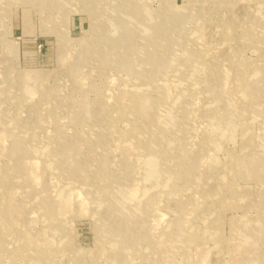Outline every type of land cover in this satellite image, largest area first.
Returning <instances> with one entry per match:
<instances>
[{
  "label": "rangeland",
  "instance_id": "rangeland-1",
  "mask_svg": "<svg viewBox=\"0 0 264 264\" xmlns=\"http://www.w3.org/2000/svg\"><path fill=\"white\" fill-rule=\"evenodd\" d=\"M116 1V6L122 2L0 0V191L2 187V194L10 197L13 226L28 232L31 240L27 247H20L7 233L8 220H1L0 264H11L9 257L15 264H252L256 256L264 261V88L253 86L256 76L264 75V32L260 29H264V0H196L185 7L184 0H129L131 6L140 8L135 17L141 16V25L152 24L151 17L161 21L162 37H151V49L143 46L146 40L138 28L133 38L110 42L120 34L112 30L120 16L113 11ZM86 4L88 9H84ZM174 7L185 10L186 16L177 19L179 15L171 12ZM131 24L137 25L126 22ZM250 29L261 33L251 34ZM84 39L88 43L82 48ZM27 72L30 76L21 81ZM212 77L217 88L209 92L206 79ZM246 78L248 87L242 85ZM190 79L197 84L187 87L184 80ZM183 86L185 95L195 98L181 111L194 116L202 112V117L190 135H182L170 150L198 153L192 172L197 187L190 188L187 179L182 183L186 188L168 195L164 184L144 173L143 142L151 138L163 145L175 126L160 133L152 128L144 135L142 112L135 111L132 121L123 120L117 96L119 91H134L156 111L155 119L162 121L165 115L171 116L170 102L176 101ZM215 110L220 117L232 116V124L223 129L211 124L208 114ZM26 127H33L34 133L24 134ZM101 129L102 134L111 133L105 136L104 146L93 145ZM204 133L221 141L206 148L201 142ZM15 140L24 143L26 160L12 152ZM51 148L57 155L64 154L59 167L51 165L49 158L42 159ZM254 158H258L257 165ZM67 159L82 164L88 178L84 183L70 179ZM124 159H134L133 166L126 169ZM243 160L253 164L255 171L248 174ZM23 161L37 168L34 187H25L15 174ZM104 163L114 170L111 184L105 186L100 174ZM167 164L178 178L179 165L170 159L162 163ZM117 193L128 201L112 212L115 222L105 211V207H115L114 200L107 203L104 198ZM147 197L149 209L141 207ZM210 199L216 200L215 208ZM4 206L0 202V215ZM187 211L180 235L174 234L172 222ZM121 221L122 227L118 226ZM208 224L218 225L216 235L204 229ZM260 224L250 249L242 244L245 234L240 229ZM110 228L115 231L106 234ZM185 232L194 235L191 242L185 250L182 246L170 252L167 235L173 233L183 240ZM127 233L138 235L133 236L135 248L123 241Z\"/></svg>",
  "mask_w": 264,
  "mask_h": 264
},
{
  "label": "bare ground",
  "instance_id": "bare-ground-1",
  "mask_svg": "<svg viewBox=\"0 0 264 264\" xmlns=\"http://www.w3.org/2000/svg\"><path fill=\"white\" fill-rule=\"evenodd\" d=\"M101 1V0H100ZM115 1V0H114ZM196 0H184L183 3H182V6L185 7L187 5H191L193 2L195 3ZM212 2H215V3H220L224 0H210ZM209 1V3H210ZM238 1V0H237ZM92 2V1H91ZM118 1H116V3L114 2V8H113V11H114V14L115 16H118L120 15L121 18H118L120 16H118L115 21L113 22V29L114 30V33H120L119 35L116 34V35H113L111 38H110V42L111 41H116V42H119V41H127L128 39L130 38H133L132 36H135L137 35L138 33L140 34L141 36V39L142 40H146V45H143L144 47H150L151 46V37H155L156 40L159 38L162 37V33L160 32V22L159 20L155 21L153 17H151L152 15H154V13L152 12V10L150 11L148 8H143L144 10H147L148 13L151 14V18H152V21L153 23L152 24H146V25H141L140 24V19L139 17H141L139 15V17L136 19V15L137 14H140V8L137 7L135 8L134 6H131L133 4V2H129V0H122V2H119L118 6H116L115 4H117ZM234 2V1H233ZM193 3V4H194ZM203 3V2H201ZM94 4V2H93ZM138 4V3H137ZM87 6L84 8V9H88V4H86ZM141 6V5H140ZM142 7V6H141ZM215 7V6H214ZM262 7V6H261ZM260 7V8H261ZM220 9V8H219ZM258 10V9H257ZM260 10V9H259ZM174 14H175V17L176 15H179L178 17H176L177 19H182L183 16H186L185 14H182L184 12H186L185 10L183 9H175V7L172 9V11ZM256 12V11H255ZM258 12V11H257ZM131 15L132 17L134 16L135 19H132V20H129V16H125V15ZM145 16V15H144ZM156 16V15H154ZM242 17V16H241ZM251 17V16H250ZM168 19V18H167ZM253 19V18H252ZM256 19V18H255ZM139 20V22H134V21H137ZM254 20V19H253ZM148 21V18L147 20ZM145 21V22H146ZM170 21V20H169ZM255 21V20H254ZM126 22H133L134 24H137V25H126ZM163 23V22H162ZM153 25V26H152ZM162 25V24H161ZM248 25V24H247ZM168 26V25H167ZM244 26V25H243ZM150 27H154L153 30H151ZM116 28H117V31H116ZM139 29L138 33H136V29ZM223 28V27H222ZM230 28V27H229ZM253 28V27H252ZM261 30H263L264 32V29L260 28ZM260 29H250L248 31H250L251 34H256L257 32L261 33V30ZM150 30V31H149ZM220 30V29H219ZM245 30V28H244ZM256 30V31H255ZM135 32V34L133 33ZM225 32H226V29H225ZM232 33V32H231ZM248 33V34H250ZM144 34H146V36H144ZM264 34V33H263ZM122 35V36H121ZM223 35V34H222ZM197 37V36H196ZM108 38V37H107ZM263 38V36H262ZM224 39V38H223ZM222 39V40H223ZM233 39V38H232ZM155 41V39H154ZM108 42V43H110ZM87 43H88V39L87 40H83L81 44V47L82 48H85L87 46ZM107 43V44H108ZM144 43V42H143ZM124 44V43H123ZM138 44V43H137ZM225 44V43H224ZM237 44V43H236ZM119 45V44H118ZM125 45V44H124ZM221 45V44H220ZM123 46V45H122ZM154 46V44H153ZM124 47V46H123ZM239 47V46H238ZM81 48V49H82ZM140 49V48H139ZM151 49V47H150ZM161 49V48H160ZM104 50V49H103ZM103 50L100 51V53L104 54V52H102ZM141 51V50H140ZM85 52V51H84ZM117 52V51H116ZM148 52V51H147ZM231 55V54H230ZM229 55V56H230ZM141 56V55H140ZM149 59H152V55L150 53V55H148ZM121 58V57H120ZM105 59V58H104ZM188 59V58H187ZM185 58L184 61L187 60ZM84 60V59H83ZM116 60V59H115ZM126 60V59H125ZM76 61V60H75ZM119 61V60H118ZM124 61V60H123ZM80 62V61H79ZM144 63V62H143ZM121 64V63H120ZM123 64V63H122ZM77 65V64H76ZM116 65V64H115ZM124 65V64H123ZM117 67V66H116ZM128 72V71H127ZM27 75H24L21 79V81H26V79H28V77L30 76V74L27 72L26 73ZM162 74V73H160ZM208 74V73H207ZM133 75V74H132ZM144 75V74H143ZM142 75V76H143ZM19 76V75H18ZM257 78V82L256 83H253L254 87L256 88H264V75L262 74H259L256 76ZM145 79V78H144ZM249 78H246L245 80L242 81V85L243 86H249ZM211 80L210 84H209V81ZM207 78L206 79V82H207V87H208V90L209 92H211L214 88H217L216 87V81L213 79H210ZM74 81V80H73ZM22 83V82H21ZM184 83L187 87H191V86H194L195 84H197V81L195 80H188V81H185L184 80ZM259 83V85H258ZM52 85V84H51ZM162 88V91L165 92V88L164 87H161ZM255 88V89H256ZM186 88H184V86L182 87V89L180 90V93H179V97H177L176 101L173 99V101L170 102V106L168 108V111L172 109V114L171 116L169 117V114L168 115H165V117L163 118L162 121H157V119H155V115L154 113H156V111H153L151 110L150 106H147L146 103L148 102L147 100H145L144 98H138L136 93L134 91H131L129 90L130 93H125L124 91H119V94H118V98H117V102H119V106H117L118 108V111L119 114L123 111L122 114H124V116L122 117L123 120H128V121H132L133 118H134V115H135V111L137 112H142L143 114V120H142V123H143V130H142V133L144 134L145 132L147 131H150V129L154 128V131L156 133H160V132H163L165 129H167L168 126L170 125H174L175 126V129L172 130L173 133L171 134L172 136L170 137V139L164 143L163 145H157L155 144L154 140L153 139H145L143 144V149L144 151H146V157L144 158L143 160V163H144V173L147 177H152L154 176V178L156 179V181L159 183L161 182L162 184L160 185H163L164 184V188H165V191L168 193V195L170 194H173V195H176L181 188H186L184 186V181L189 179V186L190 188H195L197 187V183L194 184L196 181L194 180V177L192 175V172H193V167L194 165L196 164V157L198 155V153H196V155L190 153V154H185L181 149L178 150V152L176 153H172V150L171 149V146L174 144L175 146V142H177V140L179 139H182V135H186V133H189L190 135V132H192L194 129H195V125L198 123L199 119L202 117V112H200L198 115L196 114L195 116L192 115L190 113V111L188 110H185L184 112L181 111V109L184 108V105L185 104H188V103H194V98L192 99L191 97H188L185 95V90ZM190 90V89H189ZM65 95V94H63ZM67 95V94H66ZM68 96V95H67ZM64 97V96H63ZM55 98V97H54ZM60 98V97H59ZM164 96H160L157 98V100L155 101L156 104L160 103L161 100H163ZM247 99V98H246ZM56 100V99H55ZM54 100V101H55ZM113 105V104H112ZM114 106V105H113ZM75 107V106H74ZM115 107V106H114ZM72 110V109H71ZM77 110V109H76ZM88 110V109H87ZM206 112V111H205ZM204 112V113H205ZM78 113V112H77ZM209 113V112H208ZM30 114V113H29ZM120 114V115H122ZM162 114V113H161ZM206 114V113H205ZM204 114V115H205ZM160 115V114H159ZM231 115V114H230ZM233 115V114H232ZM111 116V115H110ZM119 116V115H118ZM117 116V117H118ZM207 116V115H206ZM209 118H210V122L211 124H214L216 127H220V128H225V127H228L230 124H232L233 122V117L231 116L228 117L226 116L227 118L224 117H220L218 112H216V110L213 112L212 115L208 114ZM20 117V116H19ZM112 117V116H111ZM120 117V116H119ZM82 118V117H81ZM77 119V118H76ZM195 119V121H194ZM227 119V120H226ZM88 120V119H87ZM117 120V119H116ZM236 121V120H235ZM11 122V120L9 121ZM204 122V121H203ZM32 123H33V120H32ZM81 124V123H80ZM33 125V124H31ZM104 125V124H103ZM38 126V125H37ZM97 127H100L102 128V126H97ZM106 127V126H105ZM28 128V130H24V134L27 133L29 134V132H33L32 130L33 127H26ZM39 128V127H38ZM107 128V127H106ZM112 128V127H111ZM213 128V127H212ZM23 129V128H22ZM35 129H36V126H35ZM42 130V129H41ZM103 129L99 130L97 132V135L99 136V139L97 140L96 143H93V145H99V146H104V138L105 136H107L109 133H111L110 131L106 130L103 132L102 134V131ZM187 130V131H186ZM216 130V129H215ZM23 131V130H22ZM186 131V132H185ZM206 131V130H205ZM128 132V131H127ZM185 132V133H184ZM196 131H194V134H195ZM23 133V132H22ZM34 133V132H33ZM139 134V132H137ZM226 133V132H225ZM249 133V132H248ZM46 135V134H45ZM145 135V134H144ZM143 135V136H144ZM22 136V135H21ZM133 136V135H132ZM42 137V136H41ZM130 138V137H129ZM212 134H203L201 136V142L206 145L207 147L206 148H211V146H214V144L217 145L218 142H220L221 140L220 139H217V141H215V139H212ZM32 140V139H31ZM131 140V139H130ZM180 141V140H179ZM178 143V142H177ZM181 143V142H180ZM12 147L14 148V151L12 150V152L16 155H18L17 157H21V159L23 160H26L27 159V154L25 152L22 151V144L24 146V143L20 142L19 140H15L13 141L12 143ZM182 144V143H181ZM249 145V144H248ZM60 146V145H59ZM89 146V145H88ZM134 147V146H133ZM137 148V147H136ZM60 149V148H59ZM66 149V148H65ZM88 150V149H87ZM8 151V150H7ZM9 152V151H8ZM45 154H43V158H49V162L51 165L55 166L57 165V167H59V164H60V160H63L65 157H64V154L61 155H57L53 152L52 148L51 149H48V151L46 150V152H44ZM60 154V153H59ZM252 154V153H251ZM56 156V159L53 157ZM85 156V155H84ZM167 159H170L172 161V163L174 162L176 165L178 164L180 169H181V174L179 175V177L177 178L176 177V173L174 172L173 168L170 166V165H165L163 166L162 163L164 164V161H166ZM102 163L105 162V156L102 157L101 159ZM253 160H255V164L257 165V162H258V158H254ZM124 162L123 163H126L125 166H126V169H128L129 167L133 166V161L134 159H124L123 160ZM100 162V163H101ZM101 163V164H102ZM70 172H69V176H70V179H80V182L84 183L87 178V174L85 173V169L84 167L82 166V164L79 163V161H72L70 159H67L66 163ZM22 167H19L17 169V172H15V174H17L19 176V178L21 179L22 183L24 184L25 187L29 188V187H34L33 185H35V183H37L38 181V172H37V168L34 166V165H28L27 164V161H23L22 162ZM52 166V167H53ZM248 166V168H247ZM253 166V164L250 166L248 165V162L247 160H243V167L245 170H247L248 174H250L251 172H253V168H251ZM56 167V166H55ZM108 167V168H107ZM114 167V166H113ZM54 168V167H53ZM251 168V170H250ZM55 169V168H54ZM3 170V169H2ZM255 171V170H254ZM101 175L103 177H105V183H103L105 185H109L111 184V181L112 180V177H113V172L114 170L111 172V168L110 166L108 165V163H104V167L101 168V171H100ZM246 172V173H247ZM97 175V174H96ZM94 176V175H93ZM209 176V175H208ZM5 178V177H4ZM40 178V177H39ZM58 178V177H57ZM95 178V177H94ZM108 178H111V179H108ZM215 178V177H214ZM72 179V180H73ZM154 179V180H155ZM162 180V181H160ZM3 181V180H2ZM92 181V180H91ZM103 181V180H102ZM73 182V181H72ZM211 183V182H210ZM79 185V184H78ZM82 185V184H80ZM202 185V184H201ZM40 186V184H39ZM64 186V185H63ZM102 186V185H101ZM69 187V186H68ZM162 187V186H161ZM94 188V187H92ZM96 188V186H95ZM222 188L221 186H219V189ZM32 189V188H31ZM61 189V188H60ZM97 189H100L99 187ZM96 189V191H97ZM158 189V188H157ZM218 189V188H216ZM2 191H3V188L1 187V194H2ZM59 191V190H58ZM61 191V190H60ZM95 191V192H96ZM213 190H212V194H211V198L213 196ZM58 193V192H57ZM145 193V192H144ZM198 193V192H197ZM61 194V193H60ZM100 194V193H99ZM44 195V194H43ZM97 195V194H96ZM58 197V196H57ZM9 195H5L2 194V197L0 199V202L4 203L5 204V208L3 210H1V215H0V221L1 220H8V224L6 225L7 227V233L12 236V237H15L17 242H18V245L22 248H25V246L27 247V245L30 244L31 240L29 239V234L28 232L26 231H23L21 229H18L16 227V224L13 226V217H14V212H12L13 210L12 209H8L9 207V204L7 203L8 199H9ZM38 198V196H37ZM98 198V197H97ZM101 198V197H100ZM176 198V197H175ZM216 198V197H215ZM110 200H114L113 202L115 203V207L114 206H108V208L105 207V211L108 213H111L109 215H111L110 217L112 219H116L112 214V212L115 211V208L116 210H119L121 207H123V205H125V202L128 201L125 199V195L124 194H118L115 196L112 195L110 197H106L104 198V202L106 201L108 203V201ZM35 200V199H34ZM52 201V200H51ZM54 201V200H53ZM150 199L149 197H147L142 203H141V207L143 208H146V209H149L148 206L150 205ZM45 202V201H43ZM79 203V202H78ZM208 204V203H207ZM51 205V204H50ZM104 205V204H103ZM114 205V204H113ZM165 205V204H164ZM214 205V208H215V205H216V200L214 201V199H210V206ZM34 206V204H33ZM41 207V206H40ZM39 207V208H40ZM43 207V206H42ZM41 207V208H42ZM44 208V207H43ZM169 208V207H168ZM101 209V208H100ZM167 210V209H166ZM186 210H190V208L186 207ZM51 211V210H50ZM97 211V210H96ZM44 212V211H43ZM105 212V213H106ZM48 213V212H47ZM101 213V212H100ZM104 214V213H103ZM106 214V216H107ZM150 214V213H149ZM190 214V213H189ZM46 215V213H45ZM50 215V214H49ZM147 215V214H146ZM102 216V215H101ZM186 216H188V211L184 214L182 213L181 215H179V217L177 219H175L173 222H172V225L174 227V231L173 233L175 234L176 232L179 233V230H181L180 228V225L182 223V221L186 218ZM45 217V216H44ZM114 217V218H113ZM206 217V216H205ZM215 218V217H214ZM15 219V218H14ZM50 219V217H49ZM52 219V217H51ZM54 219V218H53ZM145 219V218H144ZM208 219V218H207ZM212 219V218H211ZM48 220V219H47ZM257 220H260V218H257ZM50 221V220H49ZM100 221V220H99ZM109 221V220H108ZM146 221V220H145ZM115 222H117L115 220ZM114 222V223H115ZM113 223V222H112ZM113 223V224H114ZM214 223V222H213ZM255 223L258 225V221H255ZM49 224V223H48ZM61 225V224H60ZM206 225V223H205ZM20 226V225H19ZM118 226H124V222L121 221ZM131 226V225H130ZM261 227V224L259 227H245V228H241L240 230H242L241 232H243L245 235H243L244 241L242 244H245L246 246H248L250 249H252V243L254 242V239H255V236L257 235L256 232H257V229H260ZM4 228V227H3ZM9 228H11L10 230H8ZM17 229L20 230L21 232H17ZM116 229V228H115ZM124 229V228H122ZM204 229L209 232L210 234L214 233L216 235L217 233V230H218V225L216 224H208L207 226L204 227ZM3 230V229H2ZM169 230V229H167ZM110 231H115L113 228H110L107 232V233H110ZM202 231V230H201ZM135 232V231H134ZM143 232V231H142ZM146 233V232H145ZM171 233V234H173ZM167 235V236H170L171 237V242H169V246H170V252H172V250L174 249H179V247H184L183 249L185 250V246L187 245V243L191 242V240L193 239L194 235L192 234V232H185L183 233V240L180 239V237H174L173 235ZM213 234V235H214ZM252 234V235H251ZM3 235V234H2ZM120 235H122L120 233ZM180 235V233H179ZM219 235V234H218ZM10 236H9V239H10ZM133 233L132 234H129L127 233L124 234V237L122 238L124 242H128L129 245H133V248L136 247V243L137 241H135L136 238H134L135 236L137 237L138 235H135L133 237ZM147 236H149L147 234ZM222 236V235H221ZM220 236V237H221ZM5 237V236H4ZM8 237V236H7ZM145 237V236H144ZM155 237V236H154ZM174 237V238H173ZM213 237V236H211ZM143 240V239H142ZM158 240V239H157ZM182 240V242L180 241ZM4 241V240H3ZM7 241V240H6ZM154 241V240H153ZM103 242V241H102ZM123 242V243H124ZM166 242V241H165ZM13 243V242H12ZM167 243V242H166ZM223 243V242H222ZM239 243V242H238ZM17 245V244H16ZM155 245V244H154ZM221 245V244H220ZM7 246V245H6ZM14 246V244H13ZM11 246V248L13 247ZM18 246V247H19ZM150 246V244H149ZM15 247V246H14ZM31 247V246H30ZM159 247V246H158ZM10 248V247H9ZM73 248V247H72ZM244 248V247H243ZM14 249V248H13ZM16 249V247H15ZM32 249V248H31ZM36 249V248H35ZM140 249V248H139ZM25 250V249H24ZM39 250V249H38ZM244 250V249H243ZM31 251V250H30ZM100 251V250H99ZM234 251V250H232ZM259 251V250H258ZM16 252V251H15ZM42 252V251H41ZM82 252V251H81ZM88 252V251H87ZM230 252V251H229ZM238 252V251H237ZM21 253V252H20ZM91 253V252H90ZM98 253V252H97ZM138 253V252H137ZM233 253V252H232ZM244 253V252H243ZM41 254V253H40ZM44 253L41 254V257L44 258L43 256ZM105 254V253H104ZM73 255V253H72ZM170 255V254H169ZM257 255V254H256ZM68 256V254H67ZM75 256V255H74ZM35 257V256H33ZM71 257V256H70ZM103 257V256H102ZM143 257V256H142ZM238 257V256H237ZM36 258V257H35ZM40 258V257H39ZM38 258V259H39ZM86 258V257H85ZM91 258V257H90ZM120 258V257H119ZM10 260V263L11 264H15V260L14 258L12 259L11 257L8 258ZM25 259V258H24ZM34 259V258H33ZM45 259V258H44ZM239 259V258H238ZM69 260V259H68ZM116 260V259H114ZM233 260V258H232ZM235 260V259H234ZM249 260V259H248ZM22 261V260H21ZM124 261V260H123ZM19 262V261H18ZM82 262V261H81ZM204 262V261H203ZM263 260L259 257V256H256L254 257V260L252 262V264H263ZM31 263H34L33 261ZM69 263V261H68ZM19 264V263H18ZM45 264V263H44ZM98 264V263H97ZM168 264V263H167ZM185 264V263H184ZM212 264V263H211ZM231 264V263H229ZM235 264V263H233ZM244 264V262H243Z\"/></svg>",
  "mask_w": 264,
  "mask_h": 264
}]
</instances>
